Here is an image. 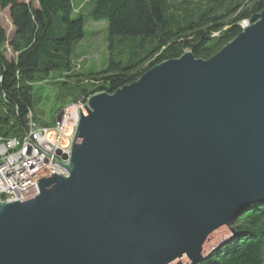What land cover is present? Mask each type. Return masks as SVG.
<instances>
[{"label":"water","instance_id":"1","mask_svg":"<svg viewBox=\"0 0 264 264\" xmlns=\"http://www.w3.org/2000/svg\"><path fill=\"white\" fill-rule=\"evenodd\" d=\"M248 23L209 60L89 97L69 177L0 200V264H198L235 236L264 206V10Z\"/></svg>","mask_w":264,"mask_h":264},{"label":"trees","instance_id":"2","mask_svg":"<svg viewBox=\"0 0 264 264\" xmlns=\"http://www.w3.org/2000/svg\"><path fill=\"white\" fill-rule=\"evenodd\" d=\"M80 2L0 0L15 30L9 38L0 23L1 139L22 138L29 113L41 127L52 128L38 114L35 94L52 75L64 76L54 84L55 100L63 106L113 94L188 51L211 59L242 33V23L264 10V0H90L89 17L108 23L110 40H118V59L100 72L77 73L73 49L86 36V19L77 14ZM233 226L236 235L198 264H264V206H252Z\"/></svg>","mask_w":264,"mask_h":264},{"label":"built area","instance_id":"3","mask_svg":"<svg viewBox=\"0 0 264 264\" xmlns=\"http://www.w3.org/2000/svg\"><path fill=\"white\" fill-rule=\"evenodd\" d=\"M249 26L242 23V30ZM89 99V98H88ZM88 99L78 100L61 109L55 127H41L28 114V129L20 139L0 138V200L12 203L38 196L37 181L52 174L69 177L73 141L80 121V108Z\"/></svg>","mask_w":264,"mask_h":264},{"label":"rangeland","instance_id":"4","mask_svg":"<svg viewBox=\"0 0 264 264\" xmlns=\"http://www.w3.org/2000/svg\"><path fill=\"white\" fill-rule=\"evenodd\" d=\"M19 2L31 3L32 0H18ZM90 0H81L77 14L84 15L86 19L85 38L77 43L73 49V64L77 73H95L103 70L111 60L118 59V40L111 41L107 22L94 23L89 17ZM0 23L7 32L9 38L14 35V27L10 18L9 9L0 10ZM12 54H9L10 58ZM64 81V76L52 75L50 84L45 83L36 87V97L39 104L36 109L43 122L55 127L56 116L66 105L55 100L58 88L55 83ZM76 102V101H75ZM74 103L69 102L67 105ZM55 121V123H54ZM230 239V238H229Z\"/></svg>","mask_w":264,"mask_h":264}]
</instances>
